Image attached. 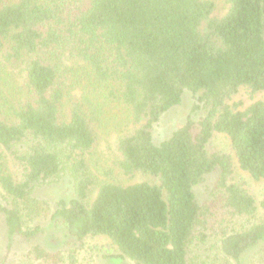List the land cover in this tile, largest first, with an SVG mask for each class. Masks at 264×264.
<instances>
[{
  "label": "trees",
  "instance_id": "trees-1",
  "mask_svg": "<svg viewBox=\"0 0 264 264\" xmlns=\"http://www.w3.org/2000/svg\"><path fill=\"white\" fill-rule=\"evenodd\" d=\"M242 87L264 91V0H0L7 238L30 241L27 222L48 212L36 190L67 178L72 196L54 217L79 244L105 237L109 257L133 264H240L264 244L257 201L233 179L236 163L264 180V101L228 105ZM186 91L198 120L155 144L156 124ZM106 129L114 158L100 175L94 151ZM216 134L230 153L209 146ZM213 174L199 202L194 188ZM23 257L64 263L36 245Z\"/></svg>",
  "mask_w": 264,
  "mask_h": 264
},
{
  "label": "rangeland",
  "instance_id": "rangeland-1",
  "mask_svg": "<svg viewBox=\"0 0 264 264\" xmlns=\"http://www.w3.org/2000/svg\"><path fill=\"white\" fill-rule=\"evenodd\" d=\"M22 75L21 71H12L11 74L16 83L21 82ZM258 101H264V91L250 94L245 87H242L228 100V105H236L237 109L242 111ZM197 105L199 104L195 96L190 92H184L181 103L163 114L156 124L153 132L155 144H160L167 140L188 119L197 121L200 116L199 112L194 111V107ZM115 139L116 133L112 129L104 130L99 138L94 151V161L100 165L99 168H102V170H98L100 175L103 170H107L112 166ZM209 146L222 152L230 153L228 139L223 134L214 135ZM9 168L14 173L11 162H9ZM101 178L104 179V177ZM214 179L215 175H210L206 178L203 185L194 188L196 199L199 202L207 199L209 196L213 188ZM233 179L236 182H243L245 184L246 188L257 201L258 216L264 218V180L252 179L246 172L240 170L236 163H234ZM138 181V178L134 180L120 179V183L124 185L133 184ZM71 196V183L67 178L36 190L34 197L48 205L46 207L48 212L42 217L27 222V228L30 230L37 229L36 235L30 241H25L18 237L9 240L0 215V264H41L36 261L28 263L23 257L34 245L49 253L59 254L64 259V263L62 264H69L70 256L73 257L74 264H133L125 259L109 257L108 255L113 254L114 250L105 237H88L82 244L75 241L72 232L62 225L58 218L54 217L56 204L60 200H68ZM240 264H264V244H259L245 253L242 256Z\"/></svg>",
  "mask_w": 264,
  "mask_h": 264
}]
</instances>
